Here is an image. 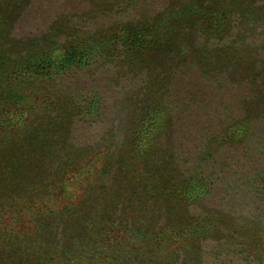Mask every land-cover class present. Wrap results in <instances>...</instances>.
Segmentation results:
<instances>
[{
    "label": "rangeland",
    "instance_id": "obj_1",
    "mask_svg": "<svg viewBox=\"0 0 264 264\" xmlns=\"http://www.w3.org/2000/svg\"><path fill=\"white\" fill-rule=\"evenodd\" d=\"M187 1L0 0V56L41 42L55 50L80 36L93 44L127 23L155 28ZM200 1L199 12L157 29L163 45L145 48L139 65L118 44L106 59L64 69L37 96L26 90L30 121L0 128V255L34 258L25 243L49 227L45 216L55 227L50 212L74 209L92 232L105 224L99 213L114 192L115 226L90 233L91 246L48 240L59 262L102 264L108 232L127 235L116 224L122 217L144 234L129 239L138 252H117L116 264H264V0ZM212 8L246 18L211 19ZM152 108V134L131 152Z\"/></svg>",
    "mask_w": 264,
    "mask_h": 264
},
{
    "label": "trees",
    "instance_id": "obj_2",
    "mask_svg": "<svg viewBox=\"0 0 264 264\" xmlns=\"http://www.w3.org/2000/svg\"><path fill=\"white\" fill-rule=\"evenodd\" d=\"M123 1L130 2V0H106L105 3L108 2V6H115L122 3ZM206 1H208V4H212L211 0ZM187 2L190 4L186 5L187 3H185L186 6L184 8L176 10L175 12L166 16L167 23L164 24L163 20L153 23L155 28H152L151 24L143 28H138L142 25L127 23L119 27V30L116 31L117 34H111V38L107 36L105 39L98 41L96 39L100 37L101 33H99L96 35L94 39L95 43L93 44H87L88 41L80 36L70 40V44L68 43L67 45H64L65 47H55V50L51 48L47 49V43L45 42L43 45L41 42L40 44H37L40 46L39 48H25L22 53H19L17 50L13 59L8 58L10 56H0V107L2 108V110H0L3 112V114L6 113V115H0V128L6 124L10 127L23 126L30 121L28 120L30 115V110L28 109H31V107H29V101L27 100V89L32 92V95L37 96L39 93L46 91L48 84L64 69L72 66H82L85 63L92 61V59H106V56L113 55V49L118 44L122 45V47L125 49L124 53H126V55L132 59L133 63L135 65H139L142 59L141 53L146 50L145 48H149L148 46L150 45L154 47L155 45L156 50L157 48L160 49V47L163 45V40H161V45L159 44L160 35H157V29H159L161 31L160 33H162L165 28L169 27L174 18L183 19L185 15L188 16L187 14L199 12V8L204 5L200 0H188ZM227 13H236L239 18H246V11L233 10L232 12V10L226 11L220 8H212L209 11H205L206 15H211L206 17H210L211 19L215 17L221 18L222 15L226 16ZM250 16H252V14H250ZM187 18L188 17H185V19ZM178 23L179 22L176 24ZM144 24L145 23H143V25ZM218 27H220V25H218ZM156 35L157 37H155ZM176 38L178 37L175 36L167 39L174 41L173 43H176ZM165 46L166 44H164V47ZM172 46H174V44H172ZM184 46V42H181L177 44L175 49L178 51L180 47L184 48ZM162 49L160 53H162ZM157 59L158 57L156 60ZM151 80L152 78H150L149 83H151ZM157 111V108L149 109L148 114L145 116V118H143L142 124L141 122L138 123L139 129L135 134V136H137H134L133 146L131 145V152H133V147H135V149L142 148L144 137H150L152 134L154 126L149 123V117L151 115L153 116V113H157ZM111 159L113 161L114 155L111 157ZM118 162L119 160H115L116 164ZM135 182L136 181H128L129 190L127 189V191H129L130 195L132 196H136V194H138L136 192L137 190L133 189L132 187L133 183ZM106 198H109L110 201L107 202ZM111 202L115 204L118 202L114 192H109V196H105L102 209L99 213V219H101V215H107L105 224H101L99 220L93 225L92 232L91 228L90 230L87 229L84 219L81 218V220L78 217V212L74 211V209H69L65 213L50 212L57 214L55 227L52 225L54 219L51 222L50 219H52V217L45 216L46 218H49V227H45L42 224L43 230H36L33 241L28 244L25 243V246L28 247L24 248V254L32 255L34 258L29 257L31 259L28 258V260L26 258V260H24L23 258L21 259V256L18 252L6 251V256L3 254L0 255V264H82L80 258H77V261H75L72 258H68L66 256H62L65 260L59 262L58 255L50 251L48 247V240L52 236L53 239H55L58 237V235H61L62 238H60L64 240L65 248L67 247L68 239H73V248L77 247L82 252L88 245L91 246L92 241L90 236L92 233L95 235L97 229L102 227L101 232H106L108 229H113L115 226L116 221L111 219L110 215V213H112V210L109 209L112 208ZM121 203L124 205V194H122ZM124 209L132 210L133 206L124 205ZM121 218L117 220L118 223L116 224L122 231L126 230L127 235L124 238L120 237V240H118L114 239L116 234L112 235V232H108L106 235L105 246L101 247L99 252V259L102 264H116V262L119 263V252L121 254L126 252L135 253L139 250V242H134L133 240L129 239H137L138 237H136V235L141 236L144 233L135 231L132 228L129 230V224H126V220ZM70 229L72 231L69 232L68 230ZM75 238L83 239L85 242H80ZM107 238L109 239L107 240ZM143 238L145 243H147V236L145 235ZM69 242L72 241L69 240ZM141 248L145 249L146 244L144 247L141 246Z\"/></svg>",
    "mask_w": 264,
    "mask_h": 264
}]
</instances>
